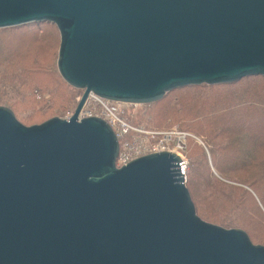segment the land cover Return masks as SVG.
Returning <instances> with one entry per match:
<instances>
[{
  "label": "water",
  "instance_id": "95a60500",
  "mask_svg": "<svg viewBox=\"0 0 264 264\" xmlns=\"http://www.w3.org/2000/svg\"><path fill=\"white\" fill-rule=\"evenodd\" d=\"M53 23L72 116L22 123L0 105V264H264L242 228L202 219L168 151L116 166L90 93L150 104L189 85L264 76V0H0V28Z\"/></svg>",
  "mask_w": 264,
  "mask_h": 264
},
{
  "label": "trees",
  "instance_id": "16d2710c",
  "mask_svg": "<svg viewBox=\"0 0 264 264\" xmlns=\"http://www.w3.org/2000/svg\"><path fill=\"white\" fill-rule=\"evenodd\" d=\"M40 24L47 26L35 31L32 26ZM59 37L58 28L49 22L0 28V101L17 98L19 103L30 105L29 111L33 113L43 111L50 101L52 105L46 111L55 107L61 112L70 107L72 91L77 94L80 90L69 85L59 73ZM47 54L50 60L46 59ZM0 105L10 107L27 125L9 102ZM149 106L159 109V117L167 121L178 114L179 120L183 118L188 123L184 128L196 131L212 145L210 165L203 148L192 139L188 142L186 185L197 214L218 225L241 227L254 242L264 244V212L259 202L250 189L228 183L240 181L251 187L264 207V162L257 165L260 153L264 158V133L260 129L264 128V76L179 87ZM252 118L256 122H247Z\"/></svg>",
  "mask_w": 264,
  "mask_h": 264
},
{
  "label": "built area",
  "instance_id": "2783aa9c",
  "mask_svg": "<svg viewBox=\"0 0 264 264\" xmlns=\"http://www.w3.org/2000/svg\"><path fill=\"white\" fill-rule=\"evenodd\" d=\"M86 103L87 107L84 110L82 108L79 119L92 116L103 118L112 127L119 140L117 167H122L147 154L168 151L176 154L182 160L186 181L188 159L185 154L188 149V140L193 135L178 126L165 130L134 125L127 116V108L139 104L111 101L94 93L89 94ZM92 104L100 106V110L93 109L90 106ZM74 111L68 113L65 118L69 119Z\"/></svg>",
  "mask_w": 264,
  "mask_h": 264
},
{
  "label": "rangeland",
  "instance_id": "374dc122",
  "mask_svg": "<svg viewBox=\"0 0 264 264\" xmlns=\"http://www.w3.org/2000/svg\"><path fill=\"white\" fill-rule=\"evenodd\" d=\"M46 26H47L46 24H40L39 26L38 25H34L32 27H33V29L35 31H41ZM28 27H30V26H28ZM59 41H60V37H59ZM59 45H60V42H59ZM58 51H59V48H58ZM45 57H46V59L50 60V56L48 54ZM78 90H80V92L77 93V94H75V92L72 91L73 99L71 100L70 107L68 106L67 109H63V110H61V112L60 111L57 112L58 109H56L55 107L52 108L50 111H46L50 107L49 104H51V101L48 102L47 105L45 106V108L43 109V111H41L39 113H33V112L29 111L32 107H30V105L26 106L23 103L22 104L19 103L17 101V98L7 97V98L2 99L0 101V103L9 102L10 105H12L13 107L16 108V110L20 113V115L24 118V120L26 122H28L27 125L39 124V123H42V122H44V121H46V120H48V119H50L52 117H55V116H59V117L65 118L68 113L74 111L76 106H77V104H78V102H79V100H80V98H81V96H82V93H83V91L81 89H78ZM58 102L60 104L61 100H59ZM90 106L93 109H96L97 111L100 110V106H98L96 104H92ZM158 110L159 109H157L156 107L149 106V104H139L138 106L128 107L127 108V112H128L127 116L129 117L130 121L134 125L141 126V127H144V128H155V129L168 130L169 128H171L173 126H178L181 129L187 131L188 133L193 135V136H191L189 138L188 142L190 141V139H192L193 141L197 142L200 145V147L203 148V150L205 151V154L207 155L208 161H209V163L211 165L212 164V160H211V154H210V146H212V145L208 144L209 143L208 140L204 136H201L200 134H198L196 131L184 128L185 127L184 124H188V123L187 122L185 123V119H183V118H181V120H179L180 117H179L178 114L175 115V118L173 117L171 119H168V121H167V119L165 120V119L159 117ZM64 111H66V113L64 115H61ZM256 120L257 119L252 118V119L248 120L247 122H256ZM255 126L257 127V124ZM260 129H261V131H263L262 133H264V128L260 127ZM212 138H214V141H225L224 138L211 137V139ZM185 155H186V157L188 159V168L187 169L189 170V153H188V149H187ZM260 155L261 156H257V165H259L260 162H264L263 154L260 153ZM258 169H259V166L257 167V171H258ZM212 170L215 172L216 171L215 167H213ZM217 174H218L219 177L224 178L223 176H221L219 174V172H217ZM257 178L261 179L258 174H257ZM228 183L233 184L234 186L235 185H241V186H244V188H246V189H250L252 191V193L254 194V197L256 198V200L259 202V204H260V206H261V208H262V210L264 212V207L261 205L260 200H259V196L257 195L256 191L254 192L251 189V187H248L246 184H244L243 182H240V181L239 182L231 181V182H228ZM228 195L233 198V196L231 194L228 193ZM221 226H223V225H221ZM226 228H241V227L235 226V227H226ZM254 243H257V242H254ZM257 244H259V243H257Z\"/></svg>",
  "mask_w": 264,
  "mask_h": 264
},
{
  "label": "bare ground",
  "instance_id": "6f19581e",
  "mask_svg": "<svg viewBox=\"0 0 264 264\" xmlns=\"http://www.w3.org/2000/svg\"><path fill=\"white\" fill-rule=\"evenodd\" d=\"M87 107V103L83 106V110Z\"/></svg>",
  "mask_w": 264,
  "mask_h": 264
}]
</instances>
